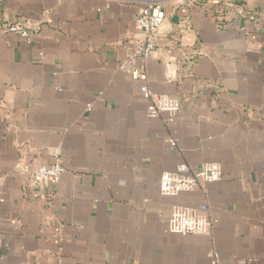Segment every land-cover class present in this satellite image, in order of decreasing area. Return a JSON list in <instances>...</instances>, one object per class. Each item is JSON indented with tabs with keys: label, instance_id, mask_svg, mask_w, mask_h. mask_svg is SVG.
Masks as SVG:
<instances>
[{
	"label": "crops",
	"instance_id": "obj_1",
	"mask_svg": "<svg viewBox=\"0 0 264 264\" xmlns=\"http://www.w3.org/2000/svg\"><path fill=\"white\" fill-rule=\"evenodd\" d=\"M141 5L0 0V264H264V0L165 1L146 70L171 120L120 68ZM22 19L29 39L5 30ZM55 148L58 182L29 186ZM209 162L220 180L160 193ZM204 204L210 234L169 230Z\"/></svg>",
	"mask_w": 264,
	"mask_h": 264
},
{
	"label": "built area",
	"instance_id": "obj_2",
	"mask_svg": "<svg viewBox=\"0 0 264 264\" xmlns=\"http://www.w3.org/2000/svg\"><path fill=\"white\" fill-rule=\"evenodd\" d=\"M166 0H141L142 5L135 19L138 37L129 48L125 59L121 62L123 69L130 78L141 82L140 92L148 101L147 112L150 116H156L160 112H167L169 120L175 117L181 103L178 99L168 94H154L148 86L147 61L155 53L156 37L165 19L164 3ZM33 24L28 19L13 21L7 25L6 31L29 39ZM174 145V141H169ZM52 161L41 165L29 172L28 185L39 190L45 185H53L58 182L63 171L60 149L51 150ZM222 177L221 165L217 162L202 164L194 169L186 163L177 164L173 171H163L159 178V190L164 196H176L185 191H191L200 185L216 182ZM1 191V183H0ZM2 198L0 195V202ZM168 228L171 232L180 234H210L212 223L208 206L203 205L202 210L192 207H176L172 210L168 220ZM215 256V255H214Z\"/></svg>",
	"mask_w": 264,
	"mask_h": 264
}]
</instances>
